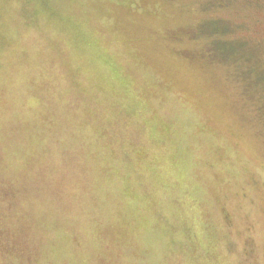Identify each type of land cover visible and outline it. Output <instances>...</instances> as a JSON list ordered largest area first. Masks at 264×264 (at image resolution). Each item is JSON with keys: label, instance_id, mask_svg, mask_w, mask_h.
Returning <instances> with one entry per match:
<instances>
[{"label": "clouds", "instance_id": "9594fccd", "mask_svg": "<svg viewBox=\"0 0 264 264\" xmlns=\"http://www.w3.org/2000/svg\"><path fill=\"white\" fill-rule=\"evenodd\" d=\"M0 264H264V0H0Z\"/></svg>", "mask_w": 264, "mask_h": 264}, {"label": "rangeland", "instance_id": "374dc122", "mask_svg": "<svg viewBox=\"0 0 264 264\" xmlns=\"http://www.w3.org/2000/svg\"><path fill=\"white\" fill-rule=\"evenodd\" d=\"M230 30L231 29H226V31H230ZM244 47H245V41L243 40L237 42L234 46H231L230 48L227 49L225 48V45L223 43L219 45V48L224 50L222 53L223 55H228L232 50L243 49Z\"/></svg>", "mask_w": 264, "mask_h": 264}]
</instances>
